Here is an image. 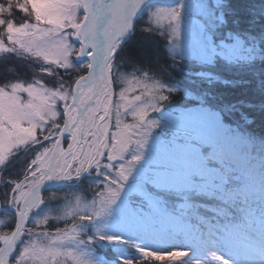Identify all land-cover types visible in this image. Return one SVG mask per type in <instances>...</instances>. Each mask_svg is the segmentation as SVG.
<instances>
[{"label": "snow or ice", "instance_id": "6c2138e0", "mask_svg": "<svg viewBox=\"0 0 264 264\" xmlns=\"http://www.w3.org/2000/svg\"><path fill=\"white\" fill-rule=\"evenodd\" d=\"M0 64V264H264V0H0Z\"/></svg>", "mask_w": 264, "mask_h": 264}, {"label": "trees", "instance_id": "16d2710c", "mask_svg": "<svg viewBox=\"0 0 264 264\" xmlns=\"http://www.w3.org/2000/svg\"><path fill=\"white\" fill-rule=\"evenodd\" d=\"M246 2V0H236V3L238 6H242L244 3ZM242 27H247L246 24H242ZM130 51L138 53L140 55L141 58L145 59V60H152L153 62H155V60L157 58H159L161 61L163 60V52L161 50L160 45L154 41V40H149L146 39L144 37H140L137 36L132 43L130 44ZM14 68L13 65L9 64V65H4V64H0V78L5 77V76H11L12 72H13ZM228 77H233V78H239L240 77V73H226L224 74ZM175 82L177 83L178 86H183L182 81H183V77L180 76L179 74H177L175 76ZM218 93L222 94L226 99H230V100H235L238 98H245V99H249V100H257L258 98L253 94V91L251 89H235V88H231L225 85H220L217 88ZM260 120L259 118H257V122L255 125V129L257 132L260 131ZM0 217H2V219L7 222L9 221L11 218L4 215V214H0ZM7 230V229H5Z\"/></svg>", "mask_w": 264, "mask_h": 264}, {"label": "rangeland", "instance_id": "374dc122", "mask_svg": "<svg viewBox=\"0 0 264 264\" xmlns=\"http://www.w3.org/2000/svg\"><path fill=\"white\" fill-rule=\"evenodd\" d=\"M0 214H2V213H0ZM0 220H3L2 217H0ZM3 221H4V220H3Z\"/></svg>", "mask_w": 264, "mask_h": 264}]
</instances>
